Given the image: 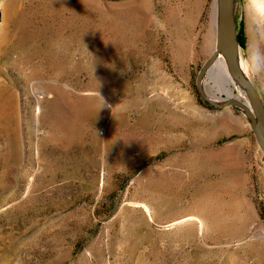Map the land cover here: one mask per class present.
Here are the masks:
<instances>
[{"label": "rangeland", "instance_id": "1", "mask_svg": "<svg viewBox=\"0 0 264 264\" xmlns=\"http://www.w3.org/2000/svg\"><path fill=\"white\" fill-rule=\"evenodd\" d=\"M217 18L216 0H0L20 122L0 264H264V153L245 111L197 83ZM235 20L254 66L264 0H237Z\"/></svg>", "mask_w": 264, "mask_h": 264}, {"label": "water", "instance_id": "2", "mask_svg": "<svg viewBox=\"0 0 264 264\" xmlns=\"http://www.w3.org/2000/svg\"><path fill=\"white\" fill-rule=\"evenodd\" d=\"M237 0H217V41L213 54L204 62L197 76V83L201 97L210 105L223 107L236 105L247 114L255 137L264 153V102L252 81L245 76L239 63V40L236 33L235 6ZM222 53L226 57L227 66L237 84L243 87L250 99L251 106L235 96L216 99L206 90L204 78Z\"/></svg>", "mask_w": 264, "mask_h": 264}, {"label": "bare ground", "instance_id": "3", "mask_svg": "<svg viewBox=\"0 0 264 264\" xmlns=\"http://www.w3.org/2000/svg\"><path fill=\"white\" fill-rule=\"evenodd\" d=\"M249 45V50H252V52L256 53L255 57L258 58L259 61L256 60V58L253 59V66L250 63V60L245 58V55L239 46L240 66L247 78L251 80L247 73L252 74V72L255 71L256 78H258L260 82L264 83V53L262 50L256 49L253 38L250 39ZM252 56L254 57V55ZM207 78V80H204V83L207 82V87H215L220 91H225L228 94L227 96H235L240 98V94L235 92V88L237 87L236 81L231 75L227 66L226 57L222 53L217 56L215 62L208 70ZM19 129L20 122L17 120L15 114V95L7 84L0 82V156L2 157V160L5 161V166H10L11 164V162L9 163L8 156H6L7 152L9 150L13 151L19 148Z\"/></svg>", "mask_w": 264, "mask_h": 264}]
</instances>
